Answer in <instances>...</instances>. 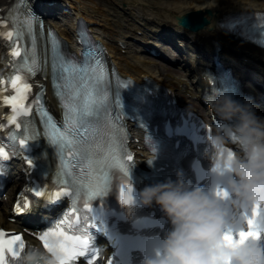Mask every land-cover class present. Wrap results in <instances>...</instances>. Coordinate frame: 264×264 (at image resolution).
Listing matches in <instances>:
<instances>
[{"label": "snow or ice", "instance_id": "1", "mask_svg": "<svg viewBox=\"0 0 264 264\" xmlns=\"http://www.w3.org/2000/svg\"><path fill=\"white\" fill-rule=\"evenodd\" d=\"M24 25L15 30L16 39L10 46L13 56L19 57L18 63L21 69H26L27 74L34 76L39 69L38 57L36 56V36L34 25L36 18L28 13L24 15ZM4 23V21H0ZM26 33L31 37V55L29 50L22 45L21 39ZM43 30V23L40 22ZM4 35L12 39L14 31L9 29ZM51 45V72L56 95L60 98L63 108V120L60 123L47 112L44 105L39 103L42 99L43 88L36 94V111L40 113L44 126V135L48 141L56 147L59 154L60 165L56 171L54 185L55 191H48V185L38 189H32L36 197L52 200L66 193L73 195L74 206L71 212L78 215V205L83 199V208L88 210L89 217L84 222H93L92 200L104 195L109 189L110 170L119 169L126 184H121L119 195L125 204H133V187L128 179L129 164L134 157L124 149L123 140L119 136V113L116 112V119L112 115V101L109 100L110 79L108 70L100 57V54L93 48H86L83 59L76 60L69 58L60 48V42L56 34L49 30ZM83 39V34L82 37ZM22 50L24 54L22 55ZM118 83L119 81L117 77ZM0 83L4 81L0 80ZM10 86L14 90L11 95L2 97L3 103L10 105L11 115L8 116V123L15 124L16 129L23 131L12 134V140L16 141L17 136L19 151H25L30 140H35V134L29 132L28 124L18 120L22 114L32 111V106L25 104L32 84L28 82L22 71H16L10 79ZM115 104H119L118 98ZM0 127H4L0 124ZM105 129L107 139L105 140ZM13 151L16 146L13 144ZM9 156V150L0 145V158ZM31 166L32 161L27 159ZM224 171V169H221ZM226 192L217 189V195ZM30 201L25 198L17 200L15 207L20 213L26 210ZM264 214V209L259 205L252 209L251 215L246 214L248 230H241L237 235L226 232L224 243L228 246H235L243 243L249 238H258L264 227L257 224L258 215ZM69 228L72 223L68 214L54 227L47 229L40 234L39 239L44 242V247L50 248L49 236L56 241L54 250L61 254L59 264H74L78 257L83 256L89 250L88 234H71L65 230L64 225ZM25 241L21 234L8 232L0 227V264H17L22 252L25 250ZM96 259L95 256L89 260V264Z\"/></svg>", "mask_w": 264, "mask_h": 264}, {"label": "clouds", "instance_id": "2", "mask_svg": "<svg viewBox=\"0 0 264 264\" xmlns=\"http://www.w3.org/2000/svg\"><path fill=\"white\" fill-rule=\"evenodd\" d=\"M206 102L219 120L234 121L210 129L205 150L218 175L229 173L224 180L226 195L193 187L181 175L143 188L139 203L155 202L172 224L162 242V254L144 264H264V245L255 238L235 246L224 243L229 206L233 213L257 205L264 209V117L255 113L251 103H239L228 95L211 96ZM229 140L240 150L226 147ZM238 219L233 215L232 223ZM257 224L264 227V214L258 215ZM48 239L50 248L29 247L17 264H59L62 257L54 250L56 241L51 236Z\"/></svg>", "mask_w": 264, "mask_h": 264}, {"label": "bare ground", "instance_id": "3", "mask_svg": "<svg viewBox=\"0 0 264 264\" xmlns=\"http://www.w3.org/2000/svg\"><path fill=\"white\" fill-rule=\"evenodd\" d=\"M68 2L72 8L75 9L76 15L81 16L86 19L89 23L95 24L92 27L100 35H102L106 41L107 46L110 49V53L113 57V60L118 65L119 70L125 76H132L138 79H142L144 76H152L159 78L161 71L156 70L154 64L142 60L140 57L135 54L132 55L129 50L126 52V55H122V48L118 47L119 40H126L128 32L122 34L121 37H118L117 29L110 28L109 24V13L100 7L101 0H63ZM61 1V2H63ZM110 2H115L117 0H108ZM124 0L127 6H130L132 10L129 11L128 16L130 18L138 17L142 15L143 9L150 8L153 10L152 13L161 12L160 15H152L158 20L161 25L157 22L156 30L148 33H144L143 37H147L144 41L147 46L154 45L151 36L155 33H160L159 30H162V33L165 35H171V38L174 41H177V38L180 40L186 48L190 57H188V62L184 61L190 69L197 71L203 69L202 60H197V55L202 53L208 54L212 51L214 42L220 43V54L224 58H232L237 67L241 68L244 72L241 75H257L258 73L264 78V53L254 48L246 43L241 41H236L230 38L227 35H222L216 28V22L225 14L230 11L235 10H264V0ZM215 3L214 6H210ZM155 10V11H154ZM199 11L202 12L205 17L208 19V24L198 32H189L181 29L176 23L177 18L183 16L189 12ZM140 19V18H139ZM147 20H151L147 18ZM175 23V24H173ZM62 35L69 37L71 34V26L64 25L60 22H55ZM164 24V25H162ZM109 26V28L107 27ZM129 26H132L129 24ZM128 31L131 28L126 27ZM139 30V29H137ZM179 36L177 35V33ZM118 37V39H117ZM172 73H181L185 79L182 82H187V92H190L193 96L200 95L202 93V87L207 85V81H199L193 79L192 84H189V80L186 79V76L189 75L180 70V68L171 69ZM160 74V75H159ZM197 85L201 89L197 91ZM195 91V92H194ZM196 93V94H195ZM1 211V209H0ZM0 222H4L0 215Z\"/></svg>", "mask_w": 264, "mask_h": 264}, {"label": "rangeland", "instance_id": "4", "mask_svg": "<svg viewBox=\"0 0 264 264\" xmlns=\"http://www.w3.org/2000/svg\"><path fill=\"white\" fill-rule=\"evenodd\" d=\"M102 1V0H101ZM106 1V0H105ZM152 2H156L155 0H153ZM101 3V2H100ZM101 7L102 8H104V9H106V10H112V12H114V11H116V12H119L120 10L118 9V7H115L114 5H109L108 3H106V2H104V1H102V3H101ZM150 8H146V9H143V11H142V15L143 14H146V13H150L148 16H149V19H151V20H153V21H155V22H157V23H159L160 25H161V23L158 21V20H156L155 19V17H153L152 15H154V16H156V15H160V14H163V13H161V12H156L155 10V12L154 13H152V11L153 10H149ZM119 13H121V12H119ZM122 14V13H121ZM141 15V16H142ZM141 16H139V17H141ZM138 18V17H137ZM113 24L115 25V26H119L120 25V28H117L118 30H120V32L121 33H123V32H126V29H123L128 23L126 22V20H124V19H122V18H118V19H116V20H113ZM131 24H134V27L135 28H137L136 26H137V24L136 23H134V22H130ZM173 24H175V23H173ZM177 24V23H176ZM162 25H164V24H162ZM121 26H122V28H121ZM131 43H133V42H131ZM132 50V54H135L136 56H138V57H140V58H142V59H145L146 61H149V62H152V63H154L155 65H156V68H159L160 67V69L159 70H165V75H163L164 77L165 76H167L170 80H174L175 78H174V73H171V72H166L167 70L169 71V70H171V69H175V68H183L182 66L180 67V65H177V63H176V66L175 65H170V64H168V63H165V62H161V61H157V60H151V59H149L147 56H141V55H139L138 53H137V49L136 48H133V49H131ZM170 57L172 58V59H176V56H174V55H170ZM167 69V70H166ZM168 82H171V81H169V80H167Z\"/></svg>", "mask_w": 264, "mask_h": 264}, {"label": "water", "instance_id": "5", "mask_svg": "<svg viewBox=\"0 0 264 264\" xmlns=\"http://www.w3.org/2000/svg\"><path fill=\"white\" fill-rule=\"evenodd\" d=\"M180 23L185 27L191 28L193 31H197L207 23L203 14L200 12H191L187 15L179 18Z\"/></svg>", "mask_w": 264, "mask_h": 264}]
</instances>
